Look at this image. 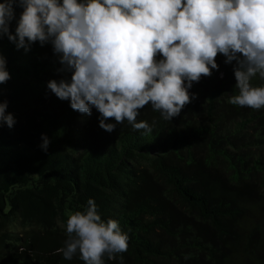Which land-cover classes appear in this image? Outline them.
<instances>
[{"label": "trees", "instance_id": "1", "mask_svg": "<svg viewBox=\"0 0 264 264\" xmlns=\"http://www.w3.org/2000/svg\"><path fill=\"white\" fill-rule=\"evenodd\" d=\"M0 52L11 73L0 101L16 120L0 126V264H84L61 250L67 218L89 198L129 238L104 264H264V107L228 102L236 61L218 54L178 117L141 109L137 120L153 129L144 135L127 121L108 132L95 108L57 98L48 82L72 73L50 42L26 51L4 35ZM251 82L264 86L258 74Z\"/></svg>", "mask_w": 264, "mask_h": 264}, {"label": "clouds", "instance_id": "2", "mask_svg": "<svg viewBox=\"0 0 264 264\" xmlns=\"http://www.w3.org/2000/svg\"><path fill=\"white\" fill-rule=\"evenodd\" d=\"M16 6L23 10L13 33ZM4 35L26 51L37 41L50 42L60 70L72 75L47 87L74 111L91 115L95 108L108 132L127 121L151 134L152 126L137 120L149 104L165 120L178 117L194 98L193 83L218 70V54L226 63L236 61L238 93L228 102L264 107V86L251 82L257 74L264 80V0H2ZM9 79L0 52V84ZM7 108L8 101H0V126L11 128L16 120ZM49 144L44 135L45 152ZM65 232L64 258L79 253L84 264H104L105 256L114 259L129 247L119 222L103 220L91 198L67 218Z\"/></svg>", "mask_w": 264, "mask_h": 264}]
</instances>
